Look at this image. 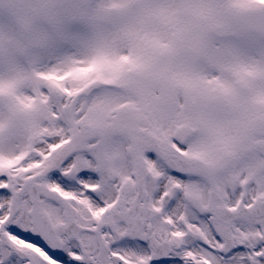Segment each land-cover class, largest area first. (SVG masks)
<instances>
[{
    "label": "snow or ice",
    "instance_id": "6c2138e0",
    "mask_svg": "<svg viewBox=\"0 0 264 264\" xmlns=\"http://www.w3.org/2000/svg\"><path fill=\"white\" fill-rule=\"evenodd\" d=\"M0 8V264H264V0Z\"/></svg>",
    "mask_w": 264,
    "mask_h": 264
},
{
    "label": "rangeland",
    "instance_id": "374dc122",
    "mask_svg": "<svg viewBox=\"0 0 264 264\" xmlns=\"http://www.w3.org/2000/svg\"><path fill=\"white\" fill-rule=\"evenodd\" d=\"M8 15L7 9L0 8V18H3Z\"/></svg>",
    "mask_w": 264,
    "mask_h": 264
}]
</instances>
